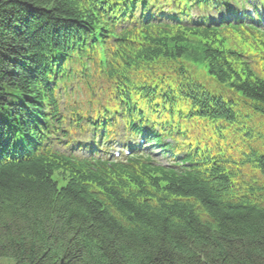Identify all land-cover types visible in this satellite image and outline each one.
<instances>
[{
  "label": "trees",
  "instance_id": "1",
  "mask_svg": "<svg viewBox=\"0 0 264 264\" xmlns=\"http://www.w3.org/2000/svg\"><path fill=\"white\" fill-rule=\"evenodd\" d=\"M89 9L74 0H0V114L10 102L20 108L10 110V117L0 116V264H264L263 181L250 177L242 182L249 194L238 191V197H247L239 203L251 207L225 209L211 192L163 171L170 191L164 190L166 182L157 181L154 195L148 197L154 207L139 205L129 201L130 194L142 196L132 193L137 190V177H125L131 181L123 185L120 177L110 180L87 168L97 166L86 160L78 169L82 161L58 152L52 142L43 140L45 131L31 127L34 115L40 117L46 110L45 78L61 69L58 64L47 69L41 63L47 46L59 44L70 32L88 30L93 20ZM150 28L144 33L125 30L124 37L131 42L146 40V47L138 52L141 57L204 61L209 73L219 82L226 81L238 95L224 101L210 95L188 80L177 64L179 74L168 81L183 86L181 100L191 106L190 118L201 115L206 104L221 106L233 118L240 103L264 116V83L231 78L239 70L233 66L234 57L229 59L228 51L219 49L222 36L215 35L227 29L193 28L183 33L182 40H175L176 33L167 32V26ZM79 55L76 46L71 58ZM157 95L153 87L129 84L124 77L119 80L120 100ZM160 108L164 107L150 105L147 112L159 117ZM170 110L173 113V106ZM14 135L25 139L16 162L9 158L6 145ZM146 135L156 136L153 129ZM218 149L224 158L227 148ZM249 162L264 176V154ZM55 170L64 181L61 187L50 179ZM144 193L150 195L148 190ZM189 198L202 203L211 220L200 221L192 211L194 203L186 201Z\"/></svg>",
  "mask_w": 264,
  "mask_h": 264
},
{
  "label": "bare ground",
  "instance_id": "2",
  "mask_svg": "<svg viewBox=\"0 0 264 264\" xmlns=\"http://www.w3.org/2000/svg\"><path fill=\"white\" fill-rule=\"evenodd\" d=\"M98 120L100 121V118H98ZM104 122H106V121H104Z\"/></svg>",
  "mask_w": 264,
  "mask_h": 264
}]
</instances>
